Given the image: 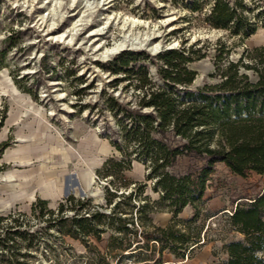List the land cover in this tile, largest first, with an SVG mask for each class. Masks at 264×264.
I'll return each instance as SVG.
<instances>
[{
    "label": "rangeland",
    "instance_id": "374dc122",
    "mask_svg": "<svg viewBox=\"0 0 264 264\" xmlns=\"http://www.w3.org/2000/svg\"><path fill=\"white\" fill-rule=\"evenodd\" d=\"M50 1L0 0V144L8 143L3 151L0 147V238L7 230L19 232L7 247H0V264H216L226 259L225 244L241 238L229 215L238 203L264 191V176L257 173L242 176L224 163L216 165L192 224L193 229L203 228L200 245L185 258H176L169 250L162 252L154 241L147 247L141 245L143 232H153L152 227L140 226L135 235L129 233L127 237L134 240L129 246L125 232L116 233L108 219L100 223L92 218L95 212L112 215V205L107 203L115 188L111 180L129 182L119 190L125 196L138 187L144 189L143 200L152 202L162 195L153 189L155 180L148 178V161L132 155L130 169L103 166L108 158L124 159L125 152L135 147L125 139L107 101L114 98L136 107L142 94L135 86L144 69L153 82L162 85L158 71L162 62L156 57L170 48L185 46L195 51L196 59L187 64L197 72L193 88L221 82L218 68L225 69L229 61H240V74L256 79V71L242 63L262 66L255 55L256 48L264 47V20L246 12L257 22L253 37L211 24L208 17L215 0ZM78 1H90L89 8L101 4L81 16L77 34H67L74 20L80 19L73 5ZM226 1L234 6L236 0ZM244 3L254 13L263 12L264 19V0ZM105 17L112 18L105 23ZM131 17L142 20L137 32L151 34H121L119 21ZM93 29L102 33L91 34ZM152 42L161 45L153 50ZM116 44L120 49L103 53L104 47ZM123 58L129 63L116 73L112 65ZM53 164L58 170L66 168L57 176L54 200L41 196L39 183L42 176L48 181ZM106 167L111 170L108 177L103 175ZM141 199H126L121 211L136 219L134 205L138 208ZM194 212L187 206L178 218H190ZM151 216L161 227L172 219L165 208ZM76 217H87L92 226L105 231L100 236L95 232L84 235L73 222Z\"/></svg>",
    "mask_w": 264,
    "mask_h": 264
},
{
    "label": "trees",
    "instance_id": "16d2710c",
    "mask_svg": "<svg viewBox=\"0 0 264 264\" xmlns=\"http://www.w3.org/2000/svg\"><path fill=\"white\" fill-rule=\"evenodd\" d=\"M246 12H253L255 20H264L263 12L254 13L244 0H236L234 6L226 0H215L208 20L217 28H234L235 34L244 31L249 36L255 32L257 22L251 21ZM194 54V50L185 46L160 52L156 59L162 62L158 71L163 84L158 86L153 82L145 68L135 86L142 94L136 107L123 105L114 98L107 101L125 139L133 141L135 147L125 152L124 159L111 157L103 166L112 164L130 169L132 155L148 161V178L155 180L153 189L162 195L152 202L147 198L143 200L144 189L138 187L125 196L119 190L122 186L128 187L129 182L124 180L117 184L111 180L115 188L107 203L112 205V215L91 213L100 223L108 219V226L116 233L125 232L123 238H128L129 233L135 235L137 227H152L153 232H143L145 240H141L144 241L141 245L147 247L154 241L161 245L162 252L169 250L176 258H185L200 245L203 228L193 229L192 224L198 219L199 204L204 201L208 181L218 163H224L238 175L257 173L264 176V47L256 48L255 55L262 66L242 63L256 71V79L240 74V61H229L225 69L218 68L223 78L221 82L196 88L192 86L197 72L187 66L196 59ZM146 57L152 58L148 54ZM128 63V59H119L112 69L118 73ZM7 146L8 143L0 144L1 151ZM114 146L123 150L116 142ZM106 170L104 177L110 175L111 170L107 167ZM116 197L123 199L116 201ZM133 197L143 200L138 208L134 205L136 219L121 211L125 200ZM187 206L195 209L194 215L178 218ZM163 208L172 213L166 227L155 224L151 216ZM229 221L241 238L225 244L227 258L216 264H264V191L248 202L238 203ZM73 222L84 235L95 232L100 236L105 231L92 226L87 217H76ZM18 233V230H7L5 237L0 238V247H7L8 240H13ZM123 238H120L122 243ZM128 240L131 246L134 240Z\"/></svg>",
    "mask_w": 264,
    "mask_h": 264
},
{
    "label": "bare ground",
    "instance_id": "6f19581e",
    "mask_svg": "<svg viewBox=\"0 0 264 264\" xmlns=\"http://www.w3.org/2000/svg\"><path fill=\"white\" fill-rule=\"evenodd\" d=\"M56 0H51L50 2H54ZM85 1V0H84ZM84 1H78L76 4H73L75 5V8H78V13L75 14L76 17H80V19H75L74 20V26H72L73 28L70 29V32L67 33V34H77L76 30L78 29V25H79V22L82 21V18L81 16L84 14H86L87 11H91L94 9V7H98L101 2H97L96 3V6H91L89 8V6L91 5V2L90 1H86L85 4H84ZM107 1H110L111 0H107ZM106 1V2H107ZM109 2V3H110ZM74 10V9H73ZM44 18V16L42 17V19ZM112 18V17H105V23H108L109 19ZM117 18V17H115ZM112 23V22H111ZM142 24V20L136 18V17H131V18H123V20L119 21V29L121 34H151L149 31L147 33H142V32H137V29H139V26ZM102 32H100V29H93L92 30V33L91 34H101ZM105 33V32H103ZM204 37H209L211 34H215L214 32L213 33H204ZM263 34V33H262ZM253 37H254V34H253ZM144 42V41H143ZM141 44H142V41H141ZM161 44L157 43V42H152L150 43V47L155 50V49H158V47H160ZM123 46V45H122ZM148 46V47H149ZM120 49V45L119 44H116V46H114L113 48H108V47H104V52L103 53H112L116 50ZM47 126V125H46ZM48 127V126H47ZM46 155V153H45ZM50 158V156H48ZM47 166V165H46ZM45 168H48V167H45ZM49 173L48 174V181L47 180H44L43 179V176L41 177V180L39 181L40 184H42L43 188L41 190V196L43 198H50V199H56L57 198V192H58V174H64V172L66 171V168H63L61 170H58L56 165L53 164L51 167L49 166ZM44 170V169H43ZM43 175V174H42ZM2 180H5L6 179V176L5 175H2L1 176ZM9 178V177H8ZM90 180V179H89ZM60 186V185H59ZM61 190V189H60Z\"/></svg>",
    "mask_w": 264,
    "mask_h": 264
}]
</instances>
